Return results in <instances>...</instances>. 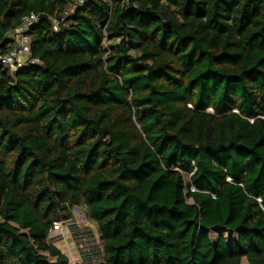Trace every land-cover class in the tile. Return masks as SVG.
Instances as JSON below:
<instances>
[{
    "label": "trees",
    "instance_id": "16d2710c",
    "mask_svg": "<svg viewBox=\"0 0 264 264\" xmlns=\"http://www.w3.org/2000/svg\"><path fill=\"white\" fill-rule=\"evenodd\" d=\"M72 1L0 0V48ZM29 33L41 63L0 64V264H69L71 206L82 264H264V0H86Z\"/></svg>",
    "mask_w": 264,
    "mask_h": 264
},
{
    "label": "built area",
    "instance_id": "2783aa9c",
    "mask_svg": "<svg viewBox=\"0 0 264 264\" xmlns=\"http://www.w3.org/2000/svg\"><path fill=\"white\" fill-rule=\"evenodd\" d=\"M86 0H73L70 6L60 15H49L44 12H30L21 19L20 25L7 33L10 43L4 49L0 48V64L9 67L11 70L24 64L38 65L41 62L31 56V35L30 27L35 24L41 17L49 20L54 30H58L64 23L66 16L78 5H82ZM187 179V178H186ZM191 190L194 188L191 187ZM66 224V220L59 219L53 222L52 230H58ZM51 230V231H52Z\"/></svg>",
    "mask_w": 264,
    "mask_h": 264
},
{
    "label": "rangeland",
    "instance_id": "374dc122",
    "mask_svg": "<svg viewBox=\"0 0 264 264\" xmlns=\"http://www.w3.org/2000/svg\"><path fill=\"white\" fill-rule=\"evenodd\" d=\"M70 210L72 218L66 220V224H64L62 228L52 230L49 233L48 238L68 257L69 264H82L79 254V245L73 241L70 227L74 225L78 229H90L96 239L98 247H101V243L99 241L96 225L89 219L87 209L83 206H71ZM209 235L213 240L218 237H224L226 240L234 239L236 237L235 233L226 229L211 230ZM240 264H248V262L245 259H242Z\"/></svg>",
    "mask_w": 264,
    "mask_h": 264
},
{
    "label": "crops",
    "instance_id": "0c3cea01",
    "mask_svg": "<svg viewBox=\"0 0 264 264\" xmlns=\"http://www.w3.org/2000/svg\"><path fill=\"white\" fill-rule=\"evenodd\" d=\"M242 259H245V258H242ZM246 260V259H245Z\"/></svg>",
    "mask_w": 264,
    "mask_h": 264
}]
</instances>
